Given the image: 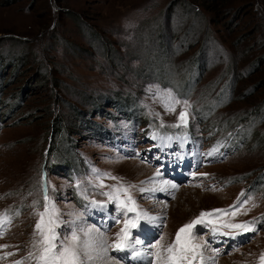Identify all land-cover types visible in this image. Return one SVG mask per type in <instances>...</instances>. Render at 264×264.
Here are the masks:
<instances>
[{
    "label": "rangeland",
    "instance_id": "1",
    "mask_svg": "<svg viewBox=\"0 0 264 264\" xmlns=\"http://www.w3.org/2000/svg\"><path fill=\"white\" fill-rule=\"evenodd\" d=\"M220 1L0 0V213L11 209L13 216L0 238L11 247L0 257L15 253L0 264L31 250L35 213L43 211L42 175L64 221L61 233L74 224L99 229L111 243L123 226L115 222V205H108L109 215L90 201H106L99 193L109 188L98 185L116 181L97 179L93 168L137 189L151 188L159 169L158 180L177 185L174 199L171 192L132 190L140 207L161 217L133 230L148 242L136 246L141 252L161 236L170 243L201 211L229 208L242 191L258 206L246 205L251 211L235 222L264 215V0H222L232 5L226 14L216 13ZM158 90L189 101L186 128L168 126L182 105L166 112ZM113 95L116 111L105 104L97 114L96 104ZM123 99L128 105H120ZM79 109L89 112L91 127ZM134 109L143 124L126 117ZM59 121L68 136L59 134ZM214 146L219 150L207 155ZM197 228L211 245L206 256L220 249L215 264H257L264 251V224L235 239ZM115 252L96 264H117Z\"/></svg>",
    "mask_w": 264,
    "mask_h": 264
},
{
    "label": "snow or ice",
    "instance_id": "2",
    "mask_svg": "<svg viewBox=\"0 0 264 264\" xmlns=\"http://www.w3.org/2000/svg\"><path fill=\"white\" fill-rule=\"evenodd\" d=\"M158 100L165 111L169 113H175L177 106L182 105L176 118V123L168 125L169 127L186 128L188 126L191 115L189 111L191 104L188 100L182 101L178 99L172 90L166 92L158 90ZM156 115L158 116L159 113ZM161 127H164L163 121L161 122ZM151 138L156 140L158 136L153 133ZM167 139L170 141L172 137H167ZM218 150L219 148L214 146L207 155L211 156ZM93 174L101 181L104 178L116 181V184L113 185H105L102 182L98 185L100 188H109V191L99 193L107 198L106 201H97L95 199L90 201L94 207L102 210L107 209L109 215H111L113 209H108V205H115L114 211L117 214L115 222L123 225L115 233V239L109 243L107 237L99 229L78 230L74 224L70 234L61 233L59 229L64 221L60 219L59 209L53 202V198L48 194L47 182L42 175L43 211L35 213L38 219L34 225L31 250L22 259L14 260L13 264H96L97 261H102L108 256L109 249L116 252H127L131 249L133 258L150 257L148 264H215V258L220 255V249H214L212 256H206L205 251L211 245L208 241L201 240L197 236V226L208 227L213 237L219 235L235 239L237 236H247L249 233H256L258 225L264 224V215L252 220L235 222L237 216L247 215L251 211L250 208L245 207L246 205L251 203L252 208L258 206L253 202L255 199L253 196L242 191L238 195L237 200L227 209L217 208L210 211H201L194 219L183 224L176 231L174 240L167 245L163 243L164 237L161 236L156 244L145 247L143 252L137 251L136 246L144 244L145 241L139 237V234L134 236L133 230L142 229L144 227L142 222L145 221L149 223L161 222V217L151 215L148 210L140 207L137 199L132 194V190L137 189L135 184H125L123 178L112 176L111 173L100 172L95 168H93ZM160 175L161 173L158 169L148 181L153 186L151 188L139 187L137 190L140 193L171 192L174 199L177 185L170 183L168 180H158L157 178ZM203 175L207 176L206 173ZM140 183L143 185L145 181ZM76 187H80L79 181ZM85 198L87 199V196ZM38 203V201H33V207L38 206ZM10 212L11 209L0 213V238L6 234L4 226L12 223L13 216L10 215ZM15 215L19 216V211ZM9 247L11 246L0 245V249ZM14 255V252L9 251L5 252L4 256L0 258ZM126 258V256L120 257L117 260V264H119V260ZM257 264H264V251L260 253Z\"/></svg>",
    "mask_w": 264,
    "mask_h": 264
},
{
    "label": "trees",
    "instance_id": "3",
    "mask_svg": "<svg viewBox=\"0 0 264 264\" xmlns=\"http://www.w3.org/2000/svg\"><path fill=\"white\" fill-rule=\"evenodd\" d=\"M220 3H221V5H220V7H217L215 10H216V13H218V11L219 12H223L224 14H226L228 11H231V7H232V5H224V3H223V1L221 0L220 1ZM192 6V5H191ZM203 46H204V44H203ZM200 51H202V49L200 50ZM194 60V59H193ZM196 63H197V60L192 64V65H196ZM198 67H199V69H201V68H203V65L202 64H200V66L198 65ZM2 79L0 80V84H1V86H3L2 85ZM118 92H120L119 90H117L116 91V93H118ZM117 95L116 96H111V97H106L105 99L104 98H102L101 100H103L101 103H99L98 101V103L96 104V106H95V108H93L94 109V111L97 113V114H100L99 113V111H101L102 109L104 110V105L105 104H107L108 106H110V107H114V109H115V111H116V105H115V103L116 102H118L117 101ZM136 97L137 98H139V94H137L136 95ZM21 98V95H19V98H18V100L16 99V103L15 104H17L18 102H19V99ZM101 100H99V101H101ZM123 103H121L120 102V105H123V104H127L126 103V101H125V99H123ZM219 102L220 103H222L223 104V102H222V100H220L219 99ZM128 105V104H127ZM118 108H120V107H118ZM117 108V109H118ZM206 108V107H205ZM135 110V109H134ZM79 111V115L83 118V122L84 123H86L87 124V126L88 127H91V124H88V120H89V122H90V120H91V118H88L89 117V112H87L86 113V111L84 112V111H82L81 109H79L78 110ZM253 112V111H252ZM251 111H249V112H246V116L245 117H240V119H247L248 118V116H249V114H251L252 113ZM104 113H107V111H105ZM111 113V112H110ZM110 113H108L107 115H108V117H110V116H113V117H116V118H118V116L117 115H113V114H110ZM6 115V114H5ZM254 115H255V113H254ZM80 117V118H81ZM126 117H129L128 118V120H130L131 118H132V120H130V121H134L135 119H137L140 123L139 124H143V122L142 121H140L142 118H143V116H141L140 114H139V112H136V110L135 111H132V112H129V111H127L126 112ZM236 117V116H235ZM250 117H251V115H250ZM1 118V117H0ZM78 121H81V120H78ZM144 121V120H143ZM250 121L251 122H253V120L252 119H250ZM214 126H215V128H217V126H216V124H213ZM64 126V123L63 122H61V121H59V124H58V128H59V130H61V132L59 133L60 135L61 134H69L70 132H69V129L66 127H63ZM103 127H100V126H98V129L101 131V129H102ZM64 130V131H63ZM63 131V132H62ZM68 136V135H67ZM67 141V140H66ZM72 152H71V157H69V160H71L72 161ZM60 156H62V155H60ZM65 163L67 164V165H65V164H63L62 166H63V170H65L66 171V173H68L69 171H70V165L68 166V162H66L65 161Z\"/></svg>",
    "mask_w": 264,
    "mask_h": 264
},
{
    "label": "bare ground",
    "instance_id": "4",
    "mask_svg": "<svg viewBox=\"0 0 264 264\" xmlns=\"http://www.w3.org/2000/svg\"><path fill=\"white\" fill-rule=\"evenodd\" d=\"M148 229H150V228H148ZM139 234V233H138ZM148 242L147 241H145V243L144 244H147ZM145 247H147V246H145ZM144 247V248H145ZM141 248V247H140ZM143 248V249H144ZM143 249H141L142 250V252L144 251ZM137 250V249H136ZM139 250V249H138ZM137 250V251H138ZM140 251V250H139ZM124 253H129L130 255H129V257L128 258H126L124 261L126 262V263H128V264H147V257L146 256H141V257H137V258H133L132 257V255H131V249H129L127 252H124ZM115 255H116V257L119 259V257H121V256H118L119 254L117 253V252H115ZM112 263H115V262H113L112 261ZM116 264V263H115Z\"/></svg>",
    "mask_w": 264,
    "mask_h": 264
}]
</instances>
